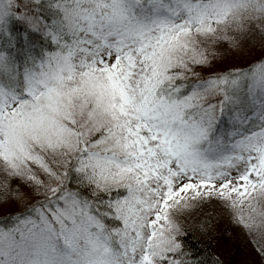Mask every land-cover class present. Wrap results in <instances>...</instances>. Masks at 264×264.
<instances>
[{"label":"snow or ice","instance_id":"snow-or-ice-1","mask_svg":"<svg viewBox=\"0 0 264 264\" xmlns=\"http://www.w3.org/2000/svg\"><path fill=\"white\" fill-rule=\"evenodd\" d=\"M209 203L264 260V0H0V264H224Z\"/></svg>","mask_w":264,"mask_h":264},{"label":"trees","instance_id":"trees-1","mask_svg":"<svg viewBox=\"0 0 264 264\" xmlns=\"http://www.w3.org/2000/svg\"><path fill=\"white\" fill-rule=\"evenodd\" d=\"M258 53L259 49L256 48L240 55H242L244 58H246L245 60H247L250 59L254 54ZM3 215L4 214L1 213L0 209V216ZM186 227L189 233V240L195 239L197 241L195 246L199 251H207L211 253L212 256L223 260L224 264H230V262L227 261V258L225 256L223 257V252L220 251L219 246L222 243H227L226 239L229 236L227 234V228H233H231L232 225L229 223L227 216L217 205L209 203L207 206L197 209L191 214V216L188 217ZM231 235L232 234H230V236ZM254 254L259 256L255 250ZM212 256H209V260L212 259Z\"/></svg>","mask_w":264,"mask_h":264},{"label":"rangeland","instance_id":"rangeland-1","mask_svg":"<svg viewBox=\"0 0 264 264\" xmlns=\"http://www.w3.org/2000/svg\"><path fill=\"white\" fill-rule=\"evenodd\" d=\"M245 59L242 55L239 56L227 51L217 57L215 68L222 69L225 65H239L246 61ZM19 206L21 205H17L16 207ZM1 213L4 214L3 209H1ZM231 228L233 229L227 228V234L229 235L226 239L227 243H222L219 246L220 251L223 252V257L225 256L230 264H264V260L254 254V250L245 234L233 225ZM230 234L232 235L230 236Z\"/></svg>","mask_w":264,"mask_h":264}]
</instances>
